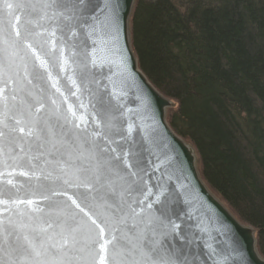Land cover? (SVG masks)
Here are the masks:
<instances>
[{
	"label": "snow or ice",
	"instance_id": "1",
	"mask_svg": "<svg viewBox=\"0 0 264 264\" xmlns=\"http://www.w3.org/2000/svg\"><path fill=\"white\" fill-rule=\"evenodd\" d=\"M4 7L12 8L13 4L5 3ZM15 8L23 13V23L17 18L13 24L6 18L0 24V156L8 158L0 163L12 168L0 172V217H5L0 218V252L4 253L0 264H185L186 255L170 247L171 238H180V225L168 209L171 197L162 184L153 185L156 191L152 192L144 182L147 166L159 165V171L164 160H149L143 143L133 149L123 131L119 135L125 143L108 142L104 136L97 138L81 130L82 143L76 152H60L57 145L68 130L59 120L50 122L42 111V99L28 93L17 103V94L9 87L12 58L25 50L35 58L33 78L50 82L49 64H59L63 72L70 62L73 45L64 39L66 36L70 40L79 32L85 40L95 37L91 43L98 44L104 43L112 30L118 33L120 0H20ZM89 64L100 66L91 57L85 67ZM58 83L50 87L60 93ZM131 131L129 127L127 133ZM48 156L63 176L70 177H58L63 190L58 191L50 182L51 173L42 171L52 162ZM14 175L28 177V198L7 190ZM69 188L77 191L69 195ZM56 196L66 199H52ZM154 204L159 207L149 212ZM64 209H71L70 214L65 215ZM8 211L20 219L7 218Z\"/></svg>",
	"mask_w": 264,
	"mask_h": 264
},
{
	"label": "water",
	"instance_id": "2",
	"mask_svg": "<svg viewBox=\"0 0 264 264\" xmlns=\"http://www.w3.org/2000/svg\"><path fill=\"white\" fill-rule=\"evenodd\" d=\"M18 2L20 0H0V24L6 18L13 24H17V18L19 23H23V13L15 8ZM5 3H11L13 7L5 9ZM136 3L137 0H120L119 31L112 30L104 43L92 44L95 37L85 40L79 32L70 40L66 36L64 39L73 45L70 62L63 72L59 64L50 63V82L33 78L31 73L35 58L30 52L25 50L19 56H14L9 87L17 94L16 102L25 100L28 93L43 100L42 111L48 114L50 122L55 124L59 120L68 130V135L57 145L60 152H76L78 144L82 143L81 130L86 129L90 136L97 138L104 136L108 142L116 140L125 143L119 135L123 131L128 135L127 143L133 149L143 143L146 146L144 155L149 160L157 157L164 160V167L159 171L156 170L159 165L147 166L148 174L144 176V182L152 192L156 191L153 185L162 184L165 193L171 197L168 209L172 219L180 225V238H171L170 247L179 250V255H186L185 264H264L257 230L242 223L221 197L212 191L203 179L197 148L171 127L168 115L178 104L159 91L141 70L132 40ZM36 52L41 54L39 48ZM65 56H68L67 47ZM90 57L95 58L100 66L89 64L86 68L85 63ZM57 80V87L63 95L50 87ZM50 100H55V105ZM77 124L79 129L75 127ZM129 127L132 129L130 134L127 133ZM112 147H116V144H112ZM52 151L56 153V149ZM43 159L45 157H41ZM47 159L52 162L44 165L42 171L45 175L51 173L50 182L58 191L63 190L58 177H70L59 172L52 156ZM0 160L8 158L0 156ZM9 171L12 168H5L0 163V172ZM11 179L16 187L8 185L7 190L14 196L28 198L25 192L28 177L14 175ZM17 188L21 190L17 191ZM67 191L70 195L77 189L69 188ZM52 199L61 201L66 197L56 196ZM20 207L24 209V206ZM158 207L154 204L148 211H155ZM44 210L48 211L47 208ZM0 211L3 209L0 208ZM85 211L88 212V209ZM64 212L68 215L71 209H64ZM176 213H179V217ZM80 215L83 216V213ZM155 215L159 217V212H155ZM7 218L20 219L14 211H8ZM165 242L168 243V240ZM3 256L4 253L0 252V257Z\"/></svg>",
	"mask_w": 264,
	"mask_h": 264
},
{
	"label": "trees",
	"instance_id": "3",
	"mask_svg": "<svg viewBox=\"0 0 264 264\" xmlns=\"http://www.w3.org/2000/svg\"><path fill=\"white\" fill-rule=\"evenodd\" d=\"M133 49L178 106L208 186L256 228L264 255V0H137Z\"/></svg>",
	"mask_w": 264,
	"mask_h": 264
},
{
	"label": "rangeland",
	"instance_id": "4",
	"mask_svg": "<svg viewBox=\"0 0 264 264\" xmlns=\"http://www.w3.org/2000/svg\"><path fill=\"white\" fill-rule=\"evenodd\" d=\"M222 199V198H221ZM223 200V199H222ZM224 201V200H223ZM226 203V202H225ZM226 205H227V203H226ZM227 207L229 208V210L231 211V213L233 212L236 216H237V214L227 205ZM237 218L240 220V218L237 216ZM241 221V220H240ZM242 222V221H241ZM243 223V222H242ZM245 223V222H244ZM248 224V223H247ZM248 225H250V224H248ZM254 228V227H253ZM254 229H256V228H254ZM257 233V232H256ZM260 250V249H259ZM262 254V253H261ZM263 255V254H262ZM264 256V255H263Z\"/></svg>",
	"mask_w": 264,
	"mask_h": 264
}]
</instances>
